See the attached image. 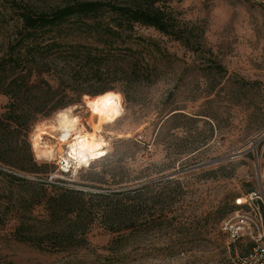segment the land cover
Masks as SVG:
<instances>
[{"label":"rangeland","instance_id":"1","mask_svg":"<svg viewBox=\"0 0 264 264\" xmlns=\"http://www.w3.org/2000/svg\"><path fill=\"white\" fill-rule=\"evenodd\" d=\"M184 2L171 6L194 33L190 47L154 29L134 30L171 56L159 62L154 84L137 85L129 101L115 92L122 98L105 116L92 113L90 96L68 107L104 143L105 159L89 168L76 169L73 162L62 172L59 162L69 159L73 134L54 126L68 108L36 122L26 138L46 166L44 174L26 178L91 194L127 193L119 199L136 208L128 234L137 232V252L123 264H236L222 221L236 211V200L252 193L261 197L264 214V0H193L188 7ZM215 63L227 73L211 71ZM7 103L0 97V112ZM37 136L60 150L54 160L39 157L33 148ZM101 215L98 209L93 215L89 245L76 251L47 254L0 238V264H108L104 249L115 234ZM249 247L237 245L240 254Z\"/></svg>","mask_w":264,"mask_h":264},{"label":"trees","instance_id":"2","mask_svg":"<svg viewBox=\"0 0 264 264\" xmlns=\"http://www.w3.org/2000/svg\"><path fill=\"white\" fill-rule=\"evenodd\" d=\"M39 1L0 0V97L8 99L0 112V238L47 254L80 250L89 245L98 209L106 230L115 234L103 260L123 264L137 252V232L128 234L136 208L119 199L127 193L91 194L26 178L44 174L46 167L26 138L36 122L85 96L112 91L129 101L137 85L154 84L159 62L171 56L134 30L154 29L190 47L194 33L171 6L184 0ZM210 70L227 73L216 63Z\"/></svg>","mask_w":264,"mask_h":264},{"label":"built area","instance_id":"3","mask_svg":"<svg viewBox=\"0 0 264 264\" xmlns=\"http://www.w3.org/2000/svg\"><path fill=\"white\" fill-rule=\"evenodd\" d=\"M73 162L70 158L61 159L59 164L62 172L68 173ZM261 201L258 193L236 200V211L221 223V231L227 235L228 244L234 249L236 264H264V214ZM240 243L250 245L245 254L238 252L237 245Z\"/></svg>","mask_w":264,"mask_h":264},{"label":"bare ground","instance_id":"4","mask_svg":"<svg viewBox=\"0 0 264 264\" xmlns=\"http://www.w3.org/2000/svg\"><path fill=\"white\" fill-rule=\"evenodd\" d=\"M109 96H115L118 97V101L122 98L118 93L115 92H106L104 94L95 96V97H86V103L89 107L93 109L92 102L96 100H103L105 97ZM116 102V103H117ZM116 104H108V105H103L102 107V112L97 113L92 110L93 114L105 116L107 115V110L108 107H115ZM69 110V108L67 109ZM66 112L68 115V118L70 121L73 123L71 124L70 127H66L59 119H58V126H54L56 131L60 132H65V133H70L73 134V139L71 142L67 144L68 149H69V158L72 161H75L78 164V169L79 167L89 165L92 160L96 159H101L104 156L107 155V152L104 150V143L101 142L100 139H97L96 135H92L86 132V130L83 129V124L80 119L77 117H72L70 115V111H62L60 113ZM59 113V114H60ZM99 145V147H97ZM33 148L35 151L39 154L40 158H45V159H55L57 155L60 153V150H57V147H50L47 145L45 142H41L37 138L34 139L33 141ZM61 157H63V151L61 152ZM68 161V160H67Z\"/></svg>","mask_w":264,"mask_h":264},{"label":"snow or ice","instance_id":"5","mask_svg":"<svg viewBox=\"0 0 264 264\" xmlns=\"http://www.w3.org/2000/svg\"><path fill=\"white\" fill-rule=\"evenodd\" d=\"M118 97L115 96H109V97H105L103 98V100H96L92 102V107L94 109V111H96L97 113H101L102 112V107L103 105H108V104H116V102L118 101ZM70 111V110H69ZM118 114V111H117ZM58 119L66 126V127H70L71 124L73 123L72 121L69 120L68 115L66 112L64 113H60L58 114ZM43 127L42 125L37 127V133L40 132V128ZM36 138H39V136H37ZM97 147H99V145H97ZM240 201H238L239 203Z\"/></svg>","mask_w":264,"mask_h":264},{"label":"clouds","instance_id":"6","mask_svg":"<svg viewBox=\"0 0 264 264\" xmlns=\"http://www.w3.org/2000/svg\"><path fill=\"white\" fill-rule=\"evenodd\" d=\"M193 3V0H185L184 7H188ZM214 11H218V9H214Z\"/></svg>","mask_w":264,"mask_h":264}]
</instances>
